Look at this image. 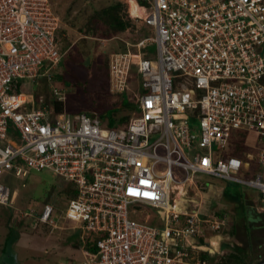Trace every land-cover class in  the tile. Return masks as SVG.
I'll return each mask as SVG.
<instances>
[{
  "label": "built area",
  "instance_id": "2783aa9c",
  "mask_svg": "<svg viewBox=\"0 0 264 264\" xmlns=\"http://www.w3.org/2000/svg\"><path fill=\"white\" fill-rule=\"evenodd\" d=\"M147 1L142 25L151 30L133 51L109 56L113 93L128 88L133 70L141 87L128 123L114 129L36 101L32 83L51 80L61 58L58 20L48 0H0V204L16 195L5 173L48 168L76 190L64 219L82 231V264H218L199 256L221 254L200 239L221 232L225 218L202 219L196 201L176 211L177 190L163 183L216 177L264 202L261 173L235 176L253 160L264 169V0ZM235 131L260 146L254 157L229 153ZM132 205L155 209L163 227L131 221ZM54 211L44 204L34 224L54 227Z\"/></svg>",
  "mask_w": 264,
  "mask_h": 264
},
{
  "label": "rangeland",
  "instance_id": "374dc122",
  "mask_svg": "<svg viewBox=\"0 0 264 264\" xmlns=\"http://www.w3.org/2000/svg\"><path fill=\"white\" fill-rule=\"evenodd\" d=\"M48 3L53 17L58 20L56 36L61 58L52 72L51 80L39 76L32 83L36 101L39 103V99L43 98L44 103L55 106L54 103L58 100L62 103L61 112L67 118L84 113L100 119L103 127L108 128L110 124L119 128L120 119L125 118L128 121L131 117L132 105L141 87L136 70H133L128 88L121 94L113 93L109 83V56L111 53L123 52L147 35L151 28L142 25V17L134 19L130 16L128 0H48ZM113 5H117L115 11L122 21L128 22L127 29L123 31L108 26L107 17L102 14L104 9ZM128 44L130 45L127 46ZM148 50L154 54L155 46H150ZM192 124H197L196 119H193ZM244 141L247 153L254 157L260 146L254 144L249 134ZM236 142H241V138H237ZM252 169L264 174V170L256 166ZM158 171H164V167L158 166ZM2 178L4 186L15 191L16 195L14 205L0 204V264H82V231L76 229L71 221L64 219L65 203L68 199L62 192L65 184L63 178L48 168L40 171L28 170L24 177H16L13 172H8ZM218 180L216 177L198 174L193 178V183L184 184L185 195L178 194L175 201L183 202L184 205V197L190 198L189 202L197 200L200 203L197 205L198 213L202 219L218 216L220 207L213 199L212 188H209V183L215 184ZM227 184L230 188L238 187L233 182ZM172 198L173 194H170V202ZM44 203L54 206V227L34 224ZM182 207L175 209L183 210ZM25 212H29L31 216L24 215ZM12 214L14 222H19L15 226L19 236L3 253V238L7 234V221ZM157 216L155 209L146 206L132 205L128 209V218L131 221L161 229L163 224ZM150 217L153 218L147 223V218ZM251 258L250 255L246 260H254Z\"/></svg>",
  "mask_w": 264,
  "mask_h": 264
},
{
  "label": "crops",
  "instance_id": "0c3cea01",
  "mask_svg": "<svg viewBox=\"0 0 264 264\" xmlns=\"http://www.w3.org/2000/svg\"><path fill=\"white\" fill-rule=\"evenodd\" d=\"M135 44H128L127 46L130 45V49L133 51L131 46ZM253 166L260 168L256 164V161L253 160L249 166V170L246 173L244 172L243 175L252 176L260 173L254 172L252 169ZM261 174L264 177V174ZM219 180L215 184L209 183L210 187H208L212 188L213 199L220 207V212L218 211L219 215L214 216L225 218L227 227L225 226L226 229L223 228L221 231L222 234L219 235L222 238L209 239L211 247H213L212 249H215L216 251L219 250L222 254L230 251H234L236 253L239 252V255L243 259V264H258L261 261L263 262L264 202L261 201L259 191L254 188L241 185L230 188L227 184L229 182L222 179ZM231 189L234 191L231 192ZM196 202L199 203L197 200ZM230 230H233L232 233H230ZM206 236H209V234H206ZM5 237L6 236L3 238V242ZM201 239H205V243H207V238ZM202 249L211 250L209 246H203ZM250 255L252 257L251 259L254 260H246V257H249Z\"/></svg>",
  "mask_w": 264,
  "mask_h": 264
},
{
  "label": "trees",
  "instance_id": "16d2710c",
  "mask_svg": "<svg viewBox=\"0 0 264 264\" xmlns=\"http://www.w3.org/2000/svg\"><path fill=\"white\" fill-rule=\"evenodd\" d=\"M136 1L142 7H148L149 6V3L147 0H136ZM117 5H115V6L113 5L112 7L104 9L102 14H104L107 17L106 23L108 26L115 28L119 31H123V30L127 29L128 22H123L122 19L119 17L118 13L115 11ZM146 34H148V32ZM108 71H109V69H108ZM262 82L264 83V78H263ZM26 89L27 88L24 84H19V85L17 84V89H15V91H18L20 93V92L25 91ZM54 105H55L54 107H55L56 112L62 113L61 112L62 111L61 101H58V100L55 101ZM119 122H120L119 128H121L122 126H124L128 123L127 119H125V118L120 119ZM108 125H109L108 128H114L112 125L111 126H110V124H108ZM114 129H116V128H114ZM247 135H248L247 133L241 132V131L233 132L232 137H231V141H230L231 146L229 145L231 147V149L229 150L230 154H232L233 156H237L243 160H246L245 154L247 153V151H246V144H245L244 140H245V137ZM237 138H241V142H236ZM63 180H64L65 184H64V187L62 188V190H63L62 192L65 193L67 199L74 198L76 196V190L74 189V186L70 182H68L66 179L63 178ZM44 204H46V203H44ZM12 222H14L13 214L10 215V217L8 218V221H7V224H8L7 230L8 231H7L6 237H5L4 242H3V248H2L3 253L5 252V250H8V248H10L18 240L19 234H18V231H17L15 226L16 225L18 226L19 222L18 223L14 222L15 223L14 226H13ZM10 223H11V225H10ZM232 231L233 230H230V233H232ZM205 241H206L205 239H201L200 242L204 244ZM80 244H81V242H80ZM205 247H208V246H205ZM199 256L202 259L208 260L209 262L214 263L216 261L218 264H243V259L239 255V252L236 253L234 251H230V252H227L225 254H222L221 256L218 255L215 257H211V258L208 257L206 255V253H202V252L199 254Z\"/></svg>",
  "mask_w": 264,
  "mask_h": 264
},
{
  "label": "bare ground",
  "instance_id": "6f19581e",
  "mask_svg": "<svg viewBox=\"0 0 264 264\" xmlns=\"http://www.w3.org/2000/svg\"><path fill=\"white\" fill-rule=\"evenodd\" d=\"M128 4H129V14L130 16H132L134 19H137V18H141L144 16L145 14V10L136 2V0H128ZM163 185L167 188V187H170V186H173V188L175 190H177V195L178 194H182V196L185 195V191H184V184L183 183H178V184H173L170 182V178L168 177ZM177 198V197H176ZM185 198V202H184V205H183V202H176L175 199H174V209L176 207L178 208H183V210H185L187 207H188V202L190 200V198ZM177 208V209H178ZM176 210V209H175ZM176 211H179V210H176Z\"/></svg>",
  "mask_w": 264,
  "mask_h": 264
},
{
  "label": "clouds",
  "instance_id": "9594fccd",
  "mask_svg": "<svg viewBox=\"0 0 264 264\" xmlns=\"http://www.w3.org/2000/svg\"><path fill=\"white\" fill-rule=\"evenodd\" d=\"M14 202H15V201H14ZM12 205H14V203H13ZM12 205H6V206H12ZM213 216H214V215H213ZM221 234H222V233L219 232V233H217V234H215V235H212V234H211V236H219V235H221ZM211 236L209 235V236H206V237H205V238H207V243H204L203 246H204V245H208V242H209V239L211 238ZM218 251H219V250H218ZM223 254H224V253H223ZM218 255L221 256L222 253H221V254H218ZM218 255H216V256H218Z\"/></svg>",
  "mask_w": 264,
  "mask_h": 264
},
{
  "label": "flooded vegetation",
  "instance_id": "af4514ba",
  "mask_svg": "<svg viewBox=\"0 0 264 264\" xmlns=\"http://www.w3.org/2000/svg\"><path fill=\"white\" fill-rule=\"evenodd\" d=\"M263 262L261 261V262H259L258 264H262Z\"/></svg>",
  "mask_w": 264,
  "mask_h": 264
},
{
  "label": "water",
  "instance_id": "95a60500",
  "mask_svg": "<svg viewBox=\"0 0 264 264\" xmlns=\"http://www.w3.org/2000/svg\"><path fill=\"white\" fill-rule=\"evenodd\" d=\"M262 264H264V261H263V263Z\"/></svg>",
  "mask_w": 264,
  "mask_h": 264
}]
</instances>
